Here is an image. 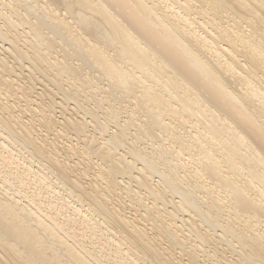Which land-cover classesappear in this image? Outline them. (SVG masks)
<instances>
[{
    "label": "bare ground",
    "instance_id": "1",
    "mask_svg": "<svg viewBox=\"0 0 264 264\" xmlns=\"http://www.w3.org/2000/svg\"><path fill=\"white\" fill-rule=\"evenodd\" d=\"M224 241L264 264V0H0V264Z\"/></svg>",
    "mask_w": 264,
    "mask_h": 264
},
{
    "label": "rangeland",
    "instance_id": "2",
    "mask_svg": "<svg viewBox=\"0 0 264 264\" xmlns=\"http://www.w3.org/2000/svg\"><path fill=\"white\" fill-rule=\"evenodd\" d=\"M22 71H25L26 73H27V70L26 69H23ZM36 91H39L41 88H42V85H41V83H36ZM91 103H93V104H95L94 102H92V101H90V105H91ZM125 103V102H124ZM124 103H122V105L121 106H126V105H128L127 103L126 104H124ZM92 104V105H93ZM103 104V103H102ZM101 106V108H98V109H100V110H98L99 112H100V115H102L101 113L103 112V111H105V107H107V105L104 103L103 105H100ZM118 106V105H117ZM103 107V108H102ZM116 107V106H115ZM120 107V106H119ZM59 108H57V110H58ZM104 109V110H103ZM102 110V111H101ZM98 112V113H99ZM122 118L123 117H120V121H122ZM124 119V118H123ZM88 120H91V118L90 119H88ZM94 123V122H93ZM93 123H90V125H88V128H86L85 129V132H87L86 134H81V135H90V136H94L95 135V138L97 139V137H98V139H100V138H103V137H108L109 136V132H106V136L104 135V133L105 132H103V131H100L97 127V129H95L93 126L94 125H91V124H93ZM111 127L112 126H108V130L110 129L111 130ZM100 132V133H99ZM130 132V131H129ZM92 133L94 134V135H92ZM102 133V134H101ZM77 133L76 132H74V131H72V136L74 137L72 140H75V141H73V142H75L76 144H78V146L79 145H81V143H79V140H81V138H79V136H78V134L76 135ZM132 134V132H130L129 134H128V137L130 136V138L132 139L133 138V136L131 135ZM98 135V136H97ZM77 136V137H76ZM82 138H83V136H81ZM77 138H79V139H77ZM90 138H92V137H90ZM129 138V140H131ZM83 144V143H82ZM122 147H124V148H122ZM122 147H120L119 148V151H118V153L120 154H122L123 152L125 153V152H127L128 151V149H127V145H125V146H122ZM120 149H121V151H120ZM124 150V151H123ZM97 162H102V160H99V159H97L96 160ZM100 162V163H101ZM103 163V162H102ZM167 196H169L168 194H167ZM128 199V198H127ZM175 200H178V198H176L175 197ZM223 241V240H222ZM221 242V241H220ZM222 244L223 245H221L220 246V244H218L219 246H218V248H219V252H220V250H221V252H220V257H219V255H217V254H219V252L215 255L214 253H213V250L214 249H211L212 247H210L209 246V249L206 247V250H208L204 255H203V253L202 252H199L200 254L198 255L199 257V259L197 258V257H195L196 259L194 260V259H192L191 258V256L190 257H188L187 255H184V259H182V261L184 260H186L187 258V260H186V262H187V264H199L200 263V261H201V263L200 264H214V261H215V263L217 262V263H219L220 261H222L221 263H219V264H230V259H231V257H237L238 258V245H236V244H228L227 242H222ZM235 245H236V248L237 249H234L235 248ZM224 246H225V248H224ZM232 246H233V249H232ZM134 248H135V245L133 246ZM227 247V248H226ZM226 249V250H225ZM177 250V251H176ZM233 251V253H231L232 251ZM174 252H175V254H177L176 252H179V250L178 249H174ZM209 252L211 253V255L209 254ZM236 253V254H235ZM207 254H208V256H207ZM224 255V256H222V255ZM230 256H229V255ZM215 255V256H214ZM234 255V256H233ZM185 256L187 257V258H185ZM195 256H197V254L195 255ZM202 256V257H201ZM222 256V257H221ZM205 257H206V260H205ZM208 257V258H207ZM213 257V258H212ZM226 257V258H225ZM228 257V258H227ZM201 258H204V259H201ZM211 258V260L213 261V263H212V261H209V259ZM216 258V259H215ZM217 258H219V259H217ZM222 258V259H221ZM201 259V260H200ZM208 259V260H207ZM218 260H219V262H218ZM224 260V261H223ZM229 260V261H228ZM183 261V262H184ZM204 261V262H203ZM186 262H184L185 264H186ZM193 262V263H192ZM203 262V263H202ZM206 262V263H205ZM216 263V264H217ZM119 264H123V263H119Z\"/></svg>",
    "mask_w": 264,
    "mask_h": 264
}]
</instances>
